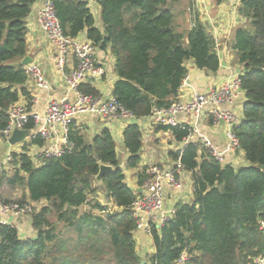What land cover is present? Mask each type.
I'll use <instances>...</instances> for the list:
<instances>
[{"label": "trees", "instance_id": "trees-1", "mask_svg": "<svg viewBox=\"0 0 264 264\" xmlns=\"http://www.w3.org/2000/svg\"><path fill=\"white\" fill-rule=\"evenodd\" d=\"M35 1L0 0V129L8 124L12 105L25 98L32 107L22 60ZM52 2L65 34L77 38L87 30L94 45L111 47L118 75L112 94L136 118L179 100L188 61L206 71L220 67L216 39L202 22L186 32L178 30L174 0H98L104 31L96 26L87 0ZM239 13L246 23L235 29L233 49L243 67L247 101L235 132L249 166L223 164L196 141L175 153L174 161L181 156L184 169L192 173L194 199L178 202L168 222L154 225V252L143 257L132 208L149 167L137 172L139 189L131 188L108 128L91 139L75 123L69 131L73 149L37 162L27 146L44 141L33 137L22 152L12 154L9 183L24 188L27 195L20 201L47 204L30 215L34 237L21 235L12 223L0 225V264H177L183 254L190 257L186 264H254L255 257H264V0H243ZM80 88L100 95L89 84ZM161 128L171 130L179 142L191 132L186 124ZM123 141L127 168H138L140 125L128 124ZM101 164L114 170L99 185Z\"/></svg>", "mask_w": 264, "mask_h": 264}, {"label": "crops", "instance_id": "crops-1", "mask_svg": "<svg viewBox=\"0 0 264 264\" xmlns=\"http://www.w3.org/2000/svg\"><path fill=\"white\" fill-rule=\"evenodd\" d=\"M91 12L95 17L96 26L104 31V23L101 15V6L98 0H87ZM243 0H178L174 3L173 11L175 14V24L179 31L186 32L195 26L199 20L208 29L216 39V49L220 59L218 71H206L199 69L193 60L187 62L188 75L183 81L180 89L178 101L190 100L194 95L208 91L210 88L222 84L231 77L240 76L243 73V67L238 62L236 52L233 49L234 32L237 27L246 23V19L239 13V6ZM178 3L183 4L185 8L178 9ZM44 6V0H36L30 15L27 18V56L31 57L33 62L42 65L49 80V87L39 89L28 85V90L34 98L32 110L44 115L47 104L51 99L68 97L74 99V93L69 91L66 83L58 74L53 56L54 46L50 43L44 29L38 21V12ZM78 39L90 41L86 32L81 33ZM91 42V41H90ZM97 64L104 69L100 78L90 77L85 84L96 88L101 95H112L115 82L118 75L115 70L116 58L110 46L106 49L94 45ZM23 61V60H22ZM75 66V59L68 57L66 63V72L69 73ZM24 100V99H23ZM247 101L245 93L234 105H223V109L233 111L242 121L244 117V105ZM179 123L197 127L199 132L212 140L218 148L225 154L227 163L237 168L249 166L242 150L233 152L229 149L226 135V125L223 121L216 122L212 116H194L189 114H177L175 116ZM76 126L82 127L86 135L92 139L99 134L102 129L108 128L112 132L117 143L118 151L122 157V168L127 176L129 186L135 190L139 189L137 183V172L144 166H157L168 169L173 166V155L183 149L185 141H176L171 130L161 128L164 124H153L152 116L136 118L131 115L128 118L101 119L100 117L82 114L75 121ZM74 123V124H75ZM130 123L140 125L143 132V147L141 149V164L138 168H127L126 162L129 153L124 147L123 132ZM31 155L40 152L41 148L37 145H28ZM14 151H21V145H12L5 138L0 137V163L4 158ZM120 158V157H119ZM37 162V160H35ZM14 163L6 164V170L14 169ZM183 184L180 188L166 187L165 205L159 211V217L170 212L178 202H192L194 199L193 177L192 173L183 170L181 173ZM4 180L3 183H5ZM141 192V189H140ZM24 195L27 193L24 190ZM29 200V199H28ZM39 205L47 204L45 200L33 202ZM10 221L14 224L19 233L25 237L35 236L31 218L27 216H10ZM135 237L138 243V249L141 256L146 257L154 252L151 235L145 230H136Z\"/></svg>", "mask_w": 264, "mask_h": 264}, {"label": "built area", "instance_id": "built-area-1", "mask_svg": "<svg viewBox=\"0 0 264 264\" xmlns=\"http://www.w3.org/2000/svg\"><path fill=\"white\" fill-rule=\"evenodd\" d=\"M38 21L54 46L53 60L56 70L69 91L75 96L74 99L68 97L51 99L44 115L34 112L32 107L29 108L25 98L9 109V121L6 127L0 129V137L9 141L16 129L30 130V140L33 137H40L44 141L42 146L37 145L41 148L40 152H37L36 156L33 155L37 161L59 157L73 149L69 131L79 115L88 114L105 120L128 118L132 115L113 94L110 96L93 95L81 90V85L85 84L88 78H100L104 69L97 64L92 42H85L65 34L52 0H44V6L38 12ZM68 57L75 59V66L69 73L66 72ZM27 74L28 85L39 89L49 87L45 70L39 63L28 64ZM243 94L241 76L231 77L206 92L194 95L190 100L177 101L168 108L155 109L151 115L152 121L153 124L178 126L184 124L177 121L175 118L177 114L199 117L205 114L210 115L214 121L225 123L229 149L236 152L240 150V141L235 128L241 120L233 111L223 109V105H234ZM33 101L32 97V105ZM30 123L33 124V128H28ZM190 130V134L185 139V146L190 142H199L218 161L223 164L227 163L225 154L210 138L201 134L197 127H190ZM12 154L9 153L0 163V183L6 171V164L13 163ZM183 170L181 156L168 169L157 166L147 169L148 176L132 208L137 230H145L150 234L154 225L160 227L173 217L176 207L162 217H159L158 213L165 205L166 187L180 188L182 186L181 173ZM33 211L32 202L5 200L0 195V225L11 224L10 216L30 217ZM189 258L187 254H183L177 264H186ZM254 264H264V257H255Z\"/></svg>", "mask_w": 264, "mask_h": 264}, {"label": "rangeland", "instance_id": "rangeland-1", "mask_svg": "<svg viewBox=\"0 0 264 264\" xmlns=\"http://www.w3.org/2000/svg\"><path fill=\"white\" fill-rule=\"evenodd\" d=\"M174 1H175V4H177L178 0H174ZM183 8H185L184 5L178 3L177 10L183 9ZM29 141H30V138L28 137L23 142L16 144L18 146H19V144L21 145V151H14V152H22L24 150V145L26 143H29ZM27 148H28V146H27ZM28 152H29V150H28ZM123 156L124 155L121 152H119V157H120L121 161H123L122 160ZM12 174H13V169L6 170L5 173L3 174L4 176H3L2 181L0 183V195L5 200L20 201L21 199L25 198L24 188H22V186H20V185H12L11 183H9V177H11ZM4 180H6L5 183H3ZM99 193L103 194L102 188H100ZM33 205H34V210L37 209L38 207H40V205L36 204V203H33Z\"/></svg>", "mask_w": 264, "mask_h": 264}, {"label": "water", "instance_id": "water-1", "mask_svg": "<svg viewBox=\"0 0 264 264\" xmlns=\"http://www.w3.org/2000/svg\"><path fill=\"white\" fill-rule=\"evenodd\" d=\"M87 33V30L85 31ZM33 60L31 59V57L26 56L24 57L22 63L24 65H28L30 63H32ZM30 136V130H20V129H16L12 136L9 138V143H11L12 145H16L18 143L23 142L26 138H28ZM114 168L112 165L110 164H101L100 165V171L98 173V175L96 176V181L99 185H102L103 183V178L106 174H109L111 172H113ZM143 264H146V260L142 261Z\"/></svg>", "mask_w": 264, "mask_h": 264}, {"label": "bare ground", "instance_id": "bare-ground-1", "mask_svg": "<svg viewBox=\"0 0 264 264\" xmlns=\"http://www.w3.org/2000/svg\"><path fill=\"white\" fill-rule=\"evenodd\" d=\"M161 227V226H160Z\"/></svg>", "mask_w": 264, "mask_h": 264}]
</instances>
